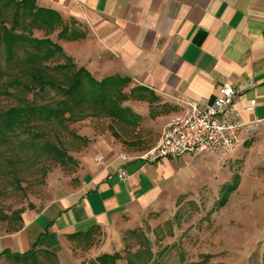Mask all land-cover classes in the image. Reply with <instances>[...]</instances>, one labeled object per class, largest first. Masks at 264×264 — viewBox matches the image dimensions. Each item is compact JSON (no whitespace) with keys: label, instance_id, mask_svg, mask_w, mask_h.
<instances>
[{"label":"crops","instance_id":"0c3cea01","mask_svg":"<svg viewBox=\"0 0 264 264\" xmlns=\"http://www.w3.org/2000/svg\"><path fill=\"white\" fill-rule=\"evenodd\" d=\"M36 6L54 11L61 23L48 35L33 29L34 36L60 44L98 80L130 79L123 92L133 95L122 103L130 113L121 122L134 130L124 145L93 143L79 159L74 189L21 214L13 231L0 234V259L32 248L65 259L72 242L82 241L68 236L90 229L92 237H119L137 212L177 188L184 155L139 156L157 145L171 119L187 112V102L212 103L223 83L235 88L245 124L227 158L243 144L264 153V0H36ZM63 26L66 37L58 39ZM77 27L84 36L73 39Z\"/></svg>","mask_w":264,"mask_h":264},{"label":"rangeland","instance_id":"374dc122","mask_svg":"<svg viewBox=\"0 0 264 264\" xmlns=\"http://www.w3.org/2000/svg\"><path fill=\"white\" fill-rule=\"evenodd\" d=\"M13 13L12 5L4 6L0 22L10 25ZM74 31L84 36L81 28ZM30 51L28 44L16 47L8 62L0 48V113L27 104L54 105L61 98L54 89L41 90L29 83L30 63L25 57ZM43 63L59 82L75 71L56 69V65L68 63L59 53ZM76 67H81L80 61ZM24 83L31 89L27 90ZM95 109L82 106L78 116H88L64 125L31 119L9 133L5 143L0 142V234L11 232L20 224L15 214L18 210L22 211L20 214L38 211L74 189L80 178L79 159L89 154L93 143L105 140L124 145L125 139L133 136L134 126L111 117L91 116ZM45 143L59 146L73 161L60 163L51 158L43 148ZM250 147L243 144L223 162L211 154L181 156L177 188L137 212L130 226L113 241L112 236L99 233L90 245L83 240L72 242L65 259L38 252L37 263L5 258L0 259V264H98L95 258L105 252L102 250L119 252V264H126L129 258L136 264H148L153 259L155 264H264V153ZM234 184L225 203L219 205L222 194ZM3 215L9 218L3 219Z\"/></svg>","mask_w":264,"mask_h":264},{"label":"trees","instance_id":"16d2710c","mask_svg":"<svg viewBox=\"0 0 264 264\" xmlns=\"http://www.w3.org/2000/svg\"><path fill=\"white\" fill-rule=\"evenodd\" d=\"M13 6V18L10 25L7 22H0V48L2 47L6 53L8 62H11L14 56L16 47H23L25 44L31 46L32 51L28 52L25 61L30 63L27 68L30 71V82L33 88L38 87L41 90L45 88L54 89L60 94L61 98L54 104H27L25 106L11 107L0 113V142H6L9 133H14L20 129L25 123L31 119H40L45 121H55L60 125H64L66 121H74L87 117L86 114L78 116V111L84 105H90L95 109L91 116H106L117 120H126L130 113L127 107L122 106V103L133 95L123 92L124 87L130 81L127 76L110 75L100 80L84 67H76V62L66 56L64 49L60 44L54 42L49 37H36L33 34V29H42L45 35H48L54 30L56 24L61 23L58 15L51 10L38 8L36 0H0V10L6 6ZM67 30L63 26L58 33L59 38L66 37ZM81 35L73 34L71 38L77 39ZM59 53L68 63L56 65V69L75 71L68 75L65 81L59 82L51 75L46 68L49 67L43 62L50 60L53 55ZM2 71L0 70V76ZM17 83L22 84L19 80ZM27 90L31 89L26 83L23 84ZM44 150L51 158L60 163H65L67 160L73 159L59 146L53 143H45ZM236 184L229 187L222 194L219 205H223L227 196L235 188ZM21 210L15 212L16 217L21 220ZM3 219L9 218L8 215H3ZM130 233H134L131 231ZM70 239H79L87 242V245L92 244V229L85 232H78L68 236ZM46 255L57 259V255L52 251H45ZM38 251L34 248L24 253L6 254L15 261L23 263H37ZM136 256L137 254H132ZM151 253H149V257ZM121 259L119 252H103L96 256L95 261L98 264H119ZM148 264H155V259L148 261ZM126 264H136L135 260L129 258Z\"/></svg>","mask_w":264,"mask_h":264},{"label":"built area","instance_id":"2783aa9c","mask_svg":"<svg viewBox=\"0 0 264 264\" xmlns=\"http://www.w3.org/2000/svg\"><path fill=\"white\" fill-rule=\"evenodd\" d=\"M236 96L235 88L229 83H223L212 103L201 105L187 102V112L171 119L157 145L139 158L156 160L170 156L212 153L219 162L225 161L238 143L245 126L234 105ZM251 103L254 104V100ZM121 158L125 160L127 156L123 154ZM119 176L122 179L127 177L123 170L119 172Z\"/></svg>","mask_w":264,"mask_h":264}]
</instances>
